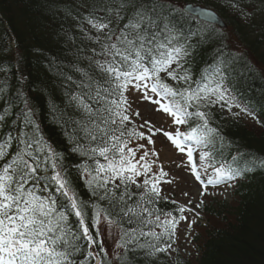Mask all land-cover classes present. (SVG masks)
<instances>
[{"label":"snow or ice","instance_id":"1","mask_svg":"<svg viewBox=\"0 0 264 264\" xmlns=\"http://www.w3.org/2000/svg\"><path fill=\"white\" fill-rule=\"evenodd\" d=\"M79 6L85 11L73 19L83 33L78 52L86 64L80 66L78 59L74 65L81 79L70 101L81 119L65 135L72 136L71 151L86 158L74 167L91 198L82 199L74 187L64 154L45 139L30 100L22 91L16 99L9 97L0 110V126L17 103L23 107L13 121L19 134L0 137V264H77L83 245L85 259L96 264H128L127 253L137 249L156 264L178 243L182 222L189 230L185 236L190 234L191 214L199 215L211 188L230 187L253 168H264V160L244 168L215 162L224 138L212 124L211 109L219 105L232 113L236 107L253 118L255 111L241 104L230 86L238 57L219 52L224 58L217 67L193 80L184 66L190 37L178 26L176 0H80ZM5 94L0 87V99ZM161 114L170 118L172 130L157 125L153 117ZM157 136L179 154L167 170L155 147ZM14 142L16 151L5 160ZM185 183L190 188H183ZM162 185L201 199L170 200ZM161 201L177 205L179 215L162 211ZM105 228L109 237L119 229L111 256Z\"/></svg>","mask_w":264,"mask_h":264},{"label":"trees","instance_id":"2","mask_svg":"<svg viewBox=\"0 0 264 264\" xmlns=\"http://www.w3.org/2000/svg\"><path fill=\"white\" fill-rule=\"evenodd\" d=\"M188 1L191 0H176V3ZM192 1L216 11L228 29L220 31L181 13L177 18L178 26L190 37L191 46V55L186 57L184 66L190 70L193 80L199 81L224 57H238L231 67L230 86L240 103L248 104L255 111L254 122L248 126L219 105L211 109L212 124L224 138L222 155L217 156L215 162L244 168L253 160H264V19L259 16L262 14L264 18V0ZM79 5L80 0H0V16L7 26L5 28L0 21V87L6 89L0 99V110L9 97L16 99L18 91L24 93L45 139L64 154L74 187L82 199L89 200L90 194L74 167L86 158L71 151L72 136L65 135L73 133L75 121L81 119L80 112L70 101L71 95L79 91L77 84L81 79L74 71V65L81 59L78 49L84 47L83 33L77 26L78 21L73 19L77 12L85 11ZM241 11L250 19L246 21ZM194 32L199 35H191ZM231 44L239 46L242 52L233 50ZM219 52H223L224 57L219 56ZM85 64L81 59L80 66ZM68 76L72 80H68ZM22 107L23 103L19 102L12 108V115L0 126V137L19 134L20 125L13 121L19 120L16 113ZM186 130L184 126L182 131ZM217 148H220L219 142ZM15 151L14 142L5 160ZM231 197L234 206L219 203L217 210L204 207L212 216L219 217L225 212L228 217L224 215L221 219L222 229L205 232L197 262L180 256L171 258L164 253L156 264H264V168L258 166L241 176L232 186ZM101 203L107 206L106 202ZM158 207L179 215L170 202L161 201ZM124 226L134 225L125 223ZM87 251V246L83 245V255L75 257L77 264L81 260H85V264H96L94 260L85 259ZM120 252L123 254V250ZM127 256L128 264H152V258L145 257L141 249L130 251Z\"/></svg>","mask_w":264,"mask_h":264},{"label":"rangeland","instance_id":"3","mask_svg":"<svg viewBox=\"0 0 264 264\" xmlns=\"http://www.w3.org/2000/svg\"><path fill=\"white\" fill-rule=\"evenodd\" d=\"M262 19V14L259 15ZM233 48L241 49L235 45L231 44ZM253 63L257 65V61L253 60ZM264 72V70H262ZM233 113H239L237 115L240 120L244 121L245 124L248 126H251L254 120L252 119V116H249L245 113L240 112L239 108L233 107ZM153 119L157 123L158 126L164 127L166 130H172L171 120L166 116V114H161L158 116H154ZM183 126H181L182 129ZM164 139L162 136H157L155 138V147L160 150V159L163 161L165 165V169L169 168L171 166L170 161L175 159L179 154L175 152L174 149H172L168 144L164 142ZM135 143V142H134ZM133 145L131 146H134ZM141 143H144V141H141ZM211 171V170H209ZM179 177H177V180ZM231 184V182H230ZM183 188H190V186L185 183L182 185ZM162 192L165 196H168L171 199H174L180 203H186L190 199H201L200 197H195L192 195L184 196L181 191L176 190L175 186L173 185L172 189L170 190L167 185H162ZM231 189L230 187H227L225 184H220L217 187L210 189V194L207 197H204V206L197 210L199 212V215H195V213L191 214V218L195 220V223L192 225V229L189 235L187 237L185 236L186 232H188V228L185 223H181L178 227V243H176L173 246V250L169 253H167L171 258L180 256L183 259H186L188 261H191L192 263L197 262L199 259V246H201L202 239L205 236V232L209 229L216 228V229H222L224 224L222 223V218L224 217L225 212H223L219 217L212 216L208 213L206 210H202L204 207L206 208H217V204H226V206H234V202L232 198L230 197V194L226 196V193L229 192ZM191 191L194 192V189H191ZM188 207H192V205H188ZM217 210V209H215ZM201 211H204L201 213ZM228 217V215H226ZM232 218V217H230ZM231 222V221H230ZM105 235H104V243L105 247L111 256L113 250L115 249L116 242L119 240L118 236V229H113V234L111 237L108 236V230L107 228L104 229ZM121 251V250H119Z\"/></svg>","mask_w":264,"mask_h":264},{"label":"water","instance_id":"4","mask_svg":"<svg viewBox=\"0 0 264 264\" xmlns=\"http://www.w3.org/2000/svg\"><path fill=\"white\" fill-rule=\"evenodd\" d=\"M181 9L187 15L197 18L201 22L216 25L221 29L225 28L223 21L211 10L202 8L200 6H194L192 4H185Z\"/></svg>","mask_w":264,"mask_h":264}]
</instances>
